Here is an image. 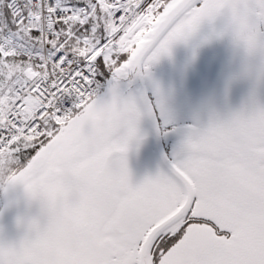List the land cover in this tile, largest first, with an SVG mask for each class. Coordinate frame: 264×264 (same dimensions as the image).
Masks as SVG:
<instances>
[{
    "label": "snow or ice",
    "instance_id": "1",
    "mask_svg": "<svg viewBox=\"0 0 264 264\" xmlns=\"http://www.w3.org/2000/svg\"><path fill=\"white\" fill-rule=\"evenodd\" d=\"M224 38L243 52L240 69H222L211 93L178 106L152 67L184 45L194 69L199 50ZM261 88L264 0H0V190L21 186L27 198L25 170L78 129L89 156L102 150L114 196L111 243L92 264H264ZM30 96L38 104L26 110ZM86 110L105 117L102 132ZM184 111L191 123L178 127ZM145 122L180 139L162 154L166 169L133 183L127 154ZM34 243L27 231L0 243V264H23Z\"/></svg>",
    "mask_w": 264,
    "mask_h": 264
},
{
    "label": "water",
    "instance_id": "2",
    "mask_svg": "<svg viewBox=\"0 0 264 264\" xmlns=\"http://www.w3.org/2000/svg\"><path fill=\"white\" fill-rule=\"evenodd\" d=\"M208 31V25H202L193 41L201 40ZM188 55L189 49L178 45L174 47L170 60L164 58L152 67L155 80L166 89L177 90L175 103L178 106L185 102L197 104L218 87V74L222 69L244 62L243 52L233 50L227 38L213 40L202 47L194 69H185ZM257 61L258 59L254 63ZM86 118L97 125L98 131H103L99 127L105 121L102 114L86 110ZM178 122L191 123L186 111ZM141 131L145 139L139 147L130 146L127 154L133 183L139 182L146 175L154 174L158 168L166 169L162 159V154H165L162 140L178 142L180 139L177 134L156 136L147 122L141 125ZM89 151V146L80 140L79 130L74 129L53 152L45 153L39 161L25 170V183L30 185L27 198L21 186L10 187L7 192L2 190L0 243L17 241L26 231L35 237V243L23 252V264H47V255L39 247L38 237L40 222L46 228L48 219L52 220L56 230H60L62 226H66L67 216L74 218L71 242L75 243V264L85 263L88 248L96 245L97 232L111 212L114 196L103 178L102 150L96 151L92 156H89ZM95 215L101 219V224L92 229L90 219ZM57 217L63 218V221L56 224ZM30 218L35 221L31 225L28 222ZM111 224L110 218L107 225L111 227Z\"/></svg>",
    "mask_w": 264,
    "mask_h": 264
},
{
    "label": "flooded vegetation",
    "instance_id": "3",
    "mask_svg": "<svg viewBox=\"0 0 264 264\" xmlns=\"http://www.w3.org/2000/svg\"><path fill=\"white\" fill-rule=\"evenodd\" d=\"M244 62H240L238 65L232 64V70H239ZM259 61H257V64ZM251 84L250 81H241L236 84L229 95L228 102L232 109L239 108L245 97L248 94ZM259 94L264 97V88L259 89ZM188 124L187 122H177V126H182ZM178 142L176 140H162V145L166 155L171 154L173 147ZM97 219L99 221H97ZM110 220V214L107 216L106 220L101 224V219L95 215L90 219V224L92 229L101 224L99 231L97 232V243L94 246H90L86 252V261L83 264H92V262L99 257L105 246L111 243V237L106 235L110 231V226L107 225ZM56 224L63 221V218H56ZM74 228V218L67 216L66 226H62L60 230H56L53 226L51 219L47 220L46 228L42 226V221L39 226V247L45 253L47 264H75V253L74 244L71 242L73 229ZM24 262V260H22Z\"/></svg>",
    "mask_w": 264,
    "mask_h": 264
},
{
    "label": "built area",
    "instance_id": "4",
    "mask_svg": "<svg viewBox=\"0 0 264 264\" xmlns=\"http://www.w3.org/2000/svg\"><path fill=\"white\" fill-rule=\"evenodd\" d=\"M34 75V74H30ZM38 104V99L36 97H28L25 101L26 110H30L32 107Z\"/></svg>",
    "mask_w": 264,
    "mask_h": 264
},
{
    "label": "rangeland",
    "instance_id": "5",
    "mask_svg": "<svg viewBox=\"0 0 264 264\" xmlns=\"http://www.w3.org/2000/svg\"><path fill=\"white\" fill-rule=\"evenodd\" d=\"M0 192H1V190H0Z\"/></svg>",
    "mask_w": 264,
    "mask_h": 264
},
{
    "label": "trees",
    "instance_id": "6",
    "mask_svg": "<svg viewBox=\"0 0 264 264\" xmlns=\"http://www.w3.org/2000/svg\"><path fill=\"white\" fill-rule=\"evenodd\" d=\"M1 193V192H0ZM1 206V205H0Z\"/></svg>",
    "mask_w": 264,
    "mask_h": 264
}]
</instances>
